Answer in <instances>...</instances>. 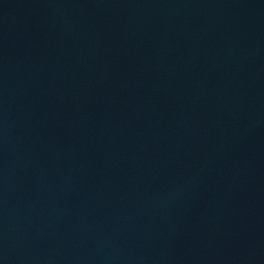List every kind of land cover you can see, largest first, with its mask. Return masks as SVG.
<instances>
[{
	"label": "water",
	"instance_id": "water-1",
	"mask_svg": "<svg viewBox=\"0 0 264 264\" xmlns=\"http://www.w3.org/2000/svg\"><path fill=\"white\" fill-rule=\"evenodd\" d=\"M0 264H264V0H0Z\"/></svg>",
	"mask_w": 264,
	"mask_h": 264
}]
</instances>
